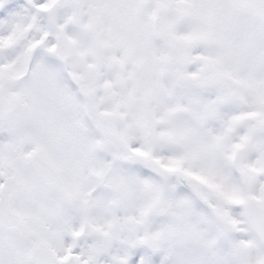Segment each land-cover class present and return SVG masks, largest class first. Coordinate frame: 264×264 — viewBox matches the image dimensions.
I'll return each instance as SVG.
<instances>
[{
  "label": "snow or ice",
  "instance_id": "obj_1",
  "mask_svg": "<svg viewBox=\"0 0 264 264\" xmlns=\"http://www.w3.org/2000/svg\"><path fill=\"white\" fill-rule=\"evenodd\" d=\"M0 264H264V0H0Z\"/></svg>",
  "mask_w": 264,
  "mask_h": 264
}]
</instances>
